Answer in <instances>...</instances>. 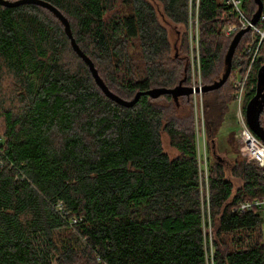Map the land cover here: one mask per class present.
Returning <instances> with one entry per match:
<instances>
[{
    "label": "trees",
    "instance_id": "trees-1",
    "mask_svg": "<svg viewBox=\"0 0 264 264\" xmlns=\"http://www.w3.org/2000/svg\"><path fill=\"white\" fill-rule=\"evenodd\" d=\"M45 1L68 18L118 96L191 85L190 0H158L180 33L177 47L150 0ZM242 7L252 18L258 5L243 0ZM237 20L225 2L199 0L204 85L224 74L235 34L225 37L221 29ZM258 42L259 34L246 32L233 56L230 77L251 66L244 113L264 65V40ZM230 77L204 93H216L204 104L205 181L192 95L117 103L54 12L35 3L0 4V264H264L261 209L236 210L264 197V167L235 157L229 178L216 148L215 134L235 100ZM260 120L264 126V111ZM163 133L177 156L164 150ZM227 141V152L237 156L235 133Z\"/></svg>",
    "mask_w": 264,
    "mask_h": 264
},
{
    "label": "built area",
    "instance_id": "built-area-1",
    "mask_svg": "<svg viewBox=\"0 0 264 264\" xmlns=\"http://www.w3.org/2000/svg\"><path fill=\"white\" fill-rule=\"evenodd\" d=\"M225 3L231 6L238 14V20L226 23L222 29L221 33L225 37H231L236 34L240 29L251 27L256 34H259V42L264 40V8L257 24H252L251 18H249L243 11V0H225ZM198 10H199V0H190V39H191V49H190V64H191V87L193 88V102H194V112L196 120L197 129V147H198V161L200 168L201 179H208V153H207V132L205 128L204 120V107H203V91L204 86L202 80V70L200 63V48H199V35H198ZM196 32V35H195ZM257 47V49H258ZM252 46L248 51H251ZM257 49L254 53L256 56ZM253 63V62H252ZM251 66L247 70L246 74L242 75L237 72L235 75L230 77V81L236 88L235 101L238 104V108H242L243 101L246 93V84L249 76ZM198 89V91H196ZM243 129L240 133V139L242 141L243 155L248 161L255 162L258 166L264 167V142L249 128L246 120L243 118L241 120ZM203 133L204 137V149L201 150L200 145V134ZM207 157V158H206ZM207 195L206 198L209 200L208 196V186L206 185ZM202 194L204 196V189L202 186ZM252 208H264V197L254 200L241 201L238 203L236 210L240 212H246ZM210 225V224H209ZM211 232V227H210ZM213 250L211 249V255ZM106 264V263H103Z\"/></svg>",
    "mask_w": 264,
    "mask_h": 264
},
{
    "label": "water",
    "instance_id": "water-1",
    "mask_svg": "<svg viewBox=\"0 0 264 264\" xmlns=\"http://www.w3.org/2000/svg\"><path fill=\"white\" fill-rule=\"evenodd\" d=\"M258 5L256 12L254 13L253 17L251 18L252 24H257L260 20L264 2L263 0H255ZM24 3H35L42 5L48 9H50L54 14L62 21L65 26V31L68 37L71 40L72 46L76 53L82 57V59L88 64L93 77L95 78L97 84L100 88L104 91V93L111 98L112 100L120 103L124 106H133L141 97V95H149L153 98H157L163 94H171L176 100L180 96L184 95H191L193 93V88L191 86H183L181 84L173 87V88H166V87H157L151 88L144 91H139L136 93L135 97L131 100L124 99L114 92H112L109 87L106 85L102 77L99 75L97 68L95 67L94 62L92 59L81 49L80 45L77 43L71 28L70 21L68 18L54 5L45 1V0H0V4L8 7L18 6ZM251 27L248 26L246 28L240 29L233 37L231 44L229 46L228 52L225 56L226 68L225 72L222 77L215 81L213 84L204 85L202 87V91L209 92L216 90L222 87L227 80L229 79L232 71L233 66V56L235 54L236 48L242 38V36L250 31ZM198 91V89H196ZM264 111V65L260 66L257 70L256 76V88L255 93L253 96L248 100L246 107H245V120L249 126V128L264 142V126L261 124V114ZM220 157V156H219ZM217 156V158H219Z\"/></svg>",
    "mask_w": 264,
    "mask_h": 264
},
{
    "label": "rangeland",
    "instance_id": "rangeland-1",
    "mask_svg": "<svg viewBox=\"0 0 264 264\" xmlns=\"http://www.w3.org/2000/svg\"><path fill=\"white\" fill-rule=\"evenodd\" d=\"M156 7L160 21L162 22V24H164L170 31V40L171 42L177 47V44L180 43L179 40V31L178 29H176L175 27H173L172 25L174 24L171 20H169L163 13L162 7L160 5V3L158 2V0H150ZM219 2H225V0H218ZM196 35V32H195ZM190 49H191V39H190ZM231 83V81H230ZM232 84V83H231ZM233 85V84H232ZM216 97V93H212L209 95H204L203 93V107L204 104H206L207 101L210 100H214V98ZM243 118L245 119V113L243 112V107L238 108V104L237 102L234 100L232 101L229 106H228V110L225 113L224 116V121L220 127V129L217 130L216 134H215V140H216V148H217V153L220 157L226 158V165H231L232 162L235 160V157H238L240 159H247L244 155H243V151H242V141L240 139V133L243 129V125L241 120L243 121ZM204 119H205V108H204ZM230 133H235V138L239 147V153L237 156H235V154H233V152H227V149H229V144L227 141V138L229 137ZM204 137H203V133L200 134V145H201V150L203 152L204 149ZM162 142H163V147L164 150L171 156V157H175L179 154L178 150L175 149L174 147H172L170 145V141L169 138L167 136L166 133L162 134ZM207 158V157H206ZM208 159V158H207ZM214 158H212L211 156V161ZM227 165V167L229 168L227 170V175L229 178H231V173H230V167ZM236 183H239L238 179H234ZM204 195H207V191L204 190ZM261 216L263 218V222L261 225L262 228V241L264 243V208L261 209L260 211Z\"/></svg>",
    "mask_w": 264,
    "mask_h": 264
}]
</instances>
